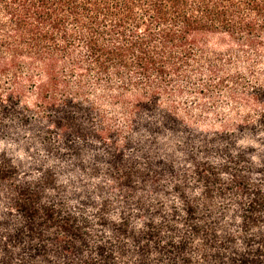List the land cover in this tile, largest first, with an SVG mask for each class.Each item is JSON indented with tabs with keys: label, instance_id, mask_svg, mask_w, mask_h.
<instances>
[{
	"label": "trees",
	"instance_id": "trees-1",
	"mask_svg": "<svg viewBox=\"0 0 264 264\" xmlns=\"http://www.w3.org/2000/svg\"><path fill=\"white\" fill-rule=\"evenodd\" d=\"M0 264H264V0H0Z\"/></svg>",
	"mask_w": 264,
	"mask_h": 264
},
{
	"label": "rangeland",
	"instance_id": "rangeland-1",
	"mask_svg": "<svg viewBox=\"0 0 264 264\" xmlns=\"http://www.w3.org/2000/svg\"><path fill=\"white\" fill-rule=\"evenodd\" d=\"M221 100H222V98H221ZM220 106H221L223 109L226 108V106L224 105V103H221Z\"/></svg>",
	"mask_w": 264,
	"mask_h": 264
}]
</instances>
